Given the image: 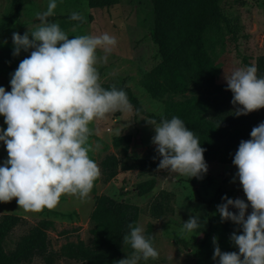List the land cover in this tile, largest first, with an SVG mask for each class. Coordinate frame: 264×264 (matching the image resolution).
<instances>
[{"label": "clouds", "instance_id": "9594fccd", "mask_svg": "<svg viewBox=\"0 0 264 264\" xmlns=\"http://www.w3.org/2000/svg\"><path fill=\"white\" fill-rule=\"evenodd\" d=\"M56 7L55 0H50L47 10L37 14L39 23L31 33H13V56H19L21 50L32 51L11 75V91L0 86V116L7 125L6 130L0 129V141L8 157L0 166V203L15 199L26 213L54 209L62 195L89 198L101 175L86 146L92 134L90 123L105 120L116 111H133L124 90L102 87L97 69L98 63L107 62L117 39L107 32L69 39L58 23L48 19ZM70 19L83 21L84 17L73 12ZM98 49L105 52L103 57H98ZM225 80L233 94L231 103L238 106L234 115L264 109V77H257L255 66L238 68ZM148 123L154 126L152 143L159 156L158 169L202 179L208 171L206 149L193 131L175 116L159 124L155 120ZM250 136L240 142L232 161L247 203L225 196L217 206L222 221L242 229L241 234L230 236L238 252H221L214 239L213 259L218 258V264H264V122ZM249 206L252 211L246 216ZM201 227L200 217L191 216L181 232L193 233ZM128 228L123 243L133 251L116 264L157 259L159 253L144 235V228L132 224Z\"/></svg>", "mask_w": 264, "mask_h": 264}, {"label": "rangeland", "instance_id": "374dc122", "mask_svg": "<svg viewBox=\"0 0 264 264\" xmlns=\"http://www.w3.org/2000/svg\"><path fill=\"white\" fill-rule=\"evenodd\" d=\"M10 1L0 0V22L9 12ZM49 2L50 0H24L22 13L14 28L0 38V86L6 92L11 91V75L32 51L21 50L19 56H13L12 35L14 32L20 35H24L26 31L31 33L39 23L37 14L46 11ZM55 2L57 7L54 15L48 19L58 23L69 39L82 35L99 36L105 32L117 39L116 47L107 54V62L97 64L101 83L125 84L139 100L144 111L158 117H162L165 108L173 103H183L190 98L188 94L167 92L153 99L145 92L144 85L151 74H156L161 61L150 36L153 27L150 0H116V4L103 8L90 7L87 0ZM220 6L229 23L220 22L209 28L205 37L216 67V83L227 85L225 79L233 71L246 67L244 59L254 64L258 56L264 55V0H220ZM73 12L80 13L84 20H71ZM171 35V44H179L177 32ZM97 55L103 57L105 52L98 49ZM260 110L264 117V109ZM148 122L150 120L141 115L134 118L133 111H116L105 120L93 121L89 125L92 134L86 145L90 149L89 157L98 166L108 154L133 162L145 151L155 148L152 143L154 126ZM6 127L4 117L0 116V129L6 130ZM96 145L100 147L97 148ZM7 158L5 145L0 141V166H3ZM206 164L208 171L202 179H190L160 169L157 172L118 170L108 184H103L100 180L95 183V192H90L89 198L81 200L75 196L62 195L57 207L44 209L40 213L24 212L19 209L15 199L9 203H0V215L10 214L28 221L11 233L5 242V248L7 251L12 250L16 240L38 221L51 223L48 237L53 250H58L67 242L82 241L87 244L91 241V217L95 204L102 196H109L129 202L140 209L137 226L144 228L145 236L149 232L152 246L159 253L157 259L149 258L140 264H218V258L213 259L215 245L221 251L235 245L229 236L220 241L222 221L219 219L216 202L222 201L225 196L244 201L246 197L239 178L236 177L238 169L235 166L213 162ZM150 178L156 179L155 188L144 196H137L135 186ZM234 178L235 182H232ZM155 199L163 204L159 220L153 219L150 214ZM191 216L200 217L202 227L193 233H182L184 222ZM130 255L131 253L124 251L122 259ZM31 264L42 262L35 259ZM56 264L76 263L72 259H63Z\"/></svg>", "mask_w": 264, "mask_h": 264}, {"label": "trees", "instance_id": "16d2710c", "mask_svg": "<svg viewBox=\"0 0 264 264\" xmlns=\"http://www.w3.org/2000/svg\"><path fill=\"white\" fill-rule=\"evenodd\" d=\"M152 4L153 27L151 40L158 49L160 64L156 74L149 76L144 85L145 92L153 99L169 92L188 94L190 98L183 103H173L165 108L162 117L144 111L139 100L125 84L101 83L110 90L113 86L124 90L133 106L134 118L141 115L148 120H170L180 118L198 137L204 152L205 162L233 165V158L242 140L251 138L254 127L264 122L261 110L243 116L234 115L238 106H233V94L227 85L216 83V67L208 49L206 31L220 22L229 23L223 14L220 0H150ZM116 0H87L90 7L112 6ZM24 0H11L7 16L0 22V38L10 33L18 21ZM178 34L179 44L172 45V33ZM246 67L255 66L257 77H264V55L258 56L254 64L244 59ZM159 156L155 148L145 151L133 162L108 154L99 163L103 184H108L118 170L157 172ZM156 186V179L150 178L135 186V193L141 197L150 193ZM91 192H95V186ZM125 195V194H122ZM232 199V198H231ZM224 201L220 200L217 205ZM245 202L247 200L245 198ZM162 201L155 199L150 208L153 219L162 217ZM236 212L237 210L231 209ZM247 209L246 216L251 213ZM139 207L120 199L102 196L95 207L90 230L91 241L67 242L58 250L50 246L48 231L51 223L38 221L29 226L15 242L12 250L7 251L5 242L21 224L28 223L18 216L0 215V264H31L39 259L42 264H56L63 259H72L76 264H116L122 259L123 252L132 253L130 245L123 243V237L130 232L129 224L137 226ZM220 222L221 217L219 218ZM220 241L227 239L233 232L242 233L240 226L231 221H222ZM151 229V227H150ZM65 233V232H64ZM207 236V235H206ZM149 238V232L146 233ZM221 252H236L233 248H223Z\"/></svg>", "mask_w": 264, "mask_h": 264}, {"label": "crops", "instance_id": "0c3cea01", "mask_svg": "<svg viewBox=\"0 0 264 264\" xmlns=\"http://www.w3.org/2000/svg\"><path fill=\"white\" fill-rule=\"evenodd\" d=\"M98 200H100V198H99ZM98 200H97V202H96V204H95V207L97 206ZM95 207H94V209H95ZM94 209H93V211H94Z\"/></svg>", "mask_w": 264, "mask_h": 264}]
</instances>
